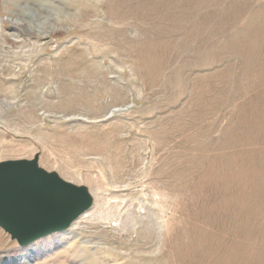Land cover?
Instances as JSON below:
<instances>
[{"label": "rangeland", "instance_id": "rangeland-1", "mask_svg": "<svg viewBox=\"0 0 264 264\" xmlns=\"http://www.w3.org/2000/svg\"><path fill=\"white\" fill-rule=\"evenodd\" d=\"M105 1L0 0V163L90 203L0 264H264V0Z\"/></svg>", "mask_w": 264, "mask_h": 264}, {"label": "water", "instance_id": "water-1", "mask_svg": "<svg viewBox=\"0 0 264 264\" xmlns=\"http://www.w3.org/2000/svg\"><path fill=\"white\" fill-rule=\"evenodd\" d=\"M89 204L84 190L31 161L0 163V228L19 246L67 230Z\"/></svg>", "mask_w": 264, "mask_h": 264}, {"label": "bare ground", "instance_id": "bare-ground-1", "mask_svg": "<svg viewBox=\"0 0 264 264\" xmlns=\"http://www.w3.org/2000/svg\"><path fill=\"white\" fill-rule=\"evenodd\" d=\"M106 1H107V0H106ZM106 1H105V2H106ZM119 1H120V0H119ZM125 1H126V0H125ZM125 1H124V2H125ZM140 1H141V0H140ZM143 1H144V0H143ZM160 1H161V0H160ZM165 1H166V0H165ZM182 1H183V0H182ZM207 1H208V0H207ZM111 2H112V1H111ZM116 2H117V1H116ZM120 2H121V1H120ZM124 2H122V3H124ZM126 2H127V1H126ZM174 2H175V1H174ZM195 2H197V1H195ZM122 3H121V4H122ZM170 3H171V2H170ZM185 3H186V2H185ZM185 3H184V4H185ZM111 4H113V3H111ZM111 4L109 5V2H108V5H109V6H111ZM129 4H130V3H129ZM139 4H140V3H139ZM193 4H194V3H193ZM196 4H197V3H196ZM108 5L105 3V6H108ZM186 5H187V4H186ZM113 6H114V5H113ZM120 6H121V5H120ZM128 6H129V5H128ZM167 6H168V5H167ZM173 6H174V5H173ZM187 6H188V5H187ZM190 6H191V5H190ZM197 6H198V5H197ZM131 7H132V6H131ZM133 7H134V6H133ZM139 7H140V6H139ZM157 7H158V6H157ZM180 7H181V6H180ZM199 7H200V6H199ZM109 8H110V7H109ZM118 8H119V7H118ZM121 8H122V7H121ZM121 8H120V9H121ZM144 8H146V7H144ZM158 8H159V7H158ZM160 8H161V7H160ZM183 8H184V7H182V9H183ZM200 8H201V7H200ZM214 8H215V7H214ZM106 9H107V8H105V11H106ZM110 9H112V8H110ZM123 9H124V8H123ZM123 9H122V10H123ZM126 9H127V8H126ZM204 9H205V8H204ZM210 9H211V7H210ZM136 10H137V9H136ZM141 10H142V9H141ZM159 10H160V9H159ZM185 10H186V9H185ZM201 10H202V9H201ZM108 11H109V9H108ZM129 11H130V10H129ZM199 11H200V10H199ZM199 11H198V12H199ZM108 13H109V12H108ZM108 13L106 12L107 15H108ZM110 13H111V11H110ZM113 13H114V12H113ZM116 13H117V12H116ZM118 13H119V12H118ZM158 14H160V13H158ZM161 14H162V13H161ZM188 14H189V12H188ZM195 14H196V13H195ZM118 15H119V14H118ZM118 15H117V16H118ZM156 15H157V14H156ZM129 17H133V15H130ZM134 17H135V16H134ZM211 17H212V16H211ZM209 19H210V18H209ZM213 19H214V18H213ZM213 19H212V20H213ZM236 19H237V18H236ZM140 20H141V19H140ZM209 21L211 22V20H209ZM238 21H239V20H238ZM140 22H142V21H140ZM173 22H175V21H173ZM202 22H203V21H202ZM202 22H201V23H202ZM11 23H12L15 27H19V26L22 25V23L19 22V21H17V20L12 21ZM222 24H223V23H222ZM236 24H237V23H236ZM224 27H225V26H224ZM181 28H182V27H181ZM227 29H228V28H227ZM229 29H230V28H229ZM178 30H181V29H178ZM182 32H183L182 35H184L185 37H187V33L185 34L184 31H182ZM192 34H193V33H192ZM219 36H220V35H219ZM185 39H186V38H185ZM189 39H190V38H189ZM185 41H186V40H185ZM185 43H186V42H185ZM3 163H4V162H3ZM42 171H43V170H42ZM64 231H65V230H64ZM64 231H60V232H64ZM55 233H58V232H55ZM52 234H54V233H52ZM49 235H51V234H49ZM47 236H48V235H47ZM53 236H54V235H53ZM42 238H43V237H42ZM35 241H36V240H35ZM35 241H33V242H35ZM31 243H32V242H31ZM31 243H29V245H30ZM41 243H42V242H41ZM47 245H48V244H47ZM26 246H28V244L25 245L24 247H26ZM39 246H40V245H39ZM43 246H44V245H43ZM21 252H22V251H21ZM19 253H20V252H19ZM28 254H29V253H28ZM20 257H21V256H20ZM27 257H28V256H27ZM20 259H21V258H20Z\"/></svg>", "mask_w": 264, "mask_h": 264}]
</instances>
